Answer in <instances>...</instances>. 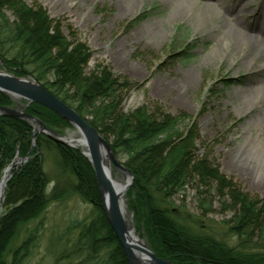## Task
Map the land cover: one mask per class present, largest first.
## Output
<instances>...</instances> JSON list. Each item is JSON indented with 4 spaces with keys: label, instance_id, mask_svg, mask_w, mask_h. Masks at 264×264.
Masks as SVG:
<instances>
[{
    "label": "trees",
    "instance_id": "trees-1",
    "mask_svg": "<svg viewBox=\"0 0 264 264\" xmlns=\"http://www.w3.org/2000/svg\"><path fill=\"white\" fill-rule=\"evenodd\" d=\"M89 57L86 44L75 34H64L38 3L0 0L2 64L12 75L29 77L47 89L109 142L133 176L127 195L135 229L155 255L173 264H264V198L238 190L215 161L198 155L201 139L184 115L145 104L122 111V101L136 83L106 65L87 73ZM8 104L10 99L0 92V105ZM26 111L49 127H70L38 103H30ZM47 151L60 172L49 189L43 167ZM16 158L25 160L12 168L3 193L0 264H29L47 208L68 196L90 203L93 214L87 222L74 221V237L67 233L52 238L61 244L52 264H128L106 219L93 169L78 148L43 132L32 135L28 122L0 115V177ZM187 186L195 188L200 201L212 192L221 210L231 212L225 225L236 238L233 245L179 220L173 199ZM199 203L210 210L204 200Z\"/></svg>",
    "mask_w": 264,
    "mask_h": 264
},
{
    "label": "rangeland",
    "instance_id": "rangeland-1",
    "mask_svg": "<svg viewBox=\"0 0 264 264\" xmlns=\"http://www.w3.org/2000/svg\"><path fill=\"white\" fill-rule=\"evenodd\" d=\"M23 1L38 3L49 18L61 24L64 34H75L86 44L90 50L87 73L97 65H106L114 74L136 83L123 99L122 111L145 104L152 110L160 107L171 114L184 115L186 122H193L201 139L198 155L206 154L215 161L220 172L232 180L238 190L264 198V58L258 56L251 60L256 47L252 40L234 49L231 44L219 43L211 34V25L198 18L200 12L206 11L203 0H189L194 8L180 13H175L174 7L181 0ZM214 4L221 17L211 19L220 30L232 34L238 26H253L256 29L251 33L255 39L264 40L260 34V30L264 32V0H220ZM236 11L241 17L238 23L232 19ZM228 40L231 38L227 37ZM0 72L12 75L1 60ZM189 72L194 79H182ZM5 95L10 104L0 107L16 109L37 119L26 111L30 103ZM0 115L16 117L1 110ZM16 118L31 125L32 135L41 127L30 118ZM42 124L58 138L79 140L77 129L69 122L70 127L63 129ZM34 142L32 138L31 144ZM24 160L16 158L7 165L0 180L10 168L8 175L11 177L12 168ZM43 167L50 179L49 189L60 175L51 152H46ZM110 169L112 178L121 183L128 180V177L123 178V174L127 176L124 171L112 164ZM193 187L187 186L183 193L174 197L176 216L200 233L233 245L236 238L228 233L225 225L231 212L221 210L220 200L212 192L201 200L210 209L204 211ZM128 189L121 196L125 219L133 233L146 243L135 229ZM92 214V205L75 196L50 203L45 212L42 236L29 264H52L53 252L61 245L52 238L67 233L74 237L78 231L72 226L74 221L87 222Z\"/></svg>",
    "mask_w": 264,
    "mask_h": 264
},
{
    "label": "water",
    "instance_id": "water-1",
    "mask_svg": "<svg viewBox=\"0 0 264 264\" xmlns=\"http://www.w3.org/2000/svg\"><path fill=\"white\" fill-rule=\"evenodd\" d=\"M0 91L9 96L24 99L28 103H38L50 109L77 129L79 140L86 149V152L81 151V153L87 158L93 169L106 219L126 256L128 264H173L167 259L156 256L148 245L134 233L135 237H132L131 232L133 231L129 228L121 213L118 198L132 185L133 176L123 163L117 159L111 150L110 144L102 135L73 108L33 80L0 72ZM0 110L16 117L30 118L41 126L38 132H43L55 141L76 148L70 143L71 140L66 141L49 133L46 127L33 117L16 109L0 107ZM103 160H108V165L104 166ZM110 164L118 170L124 171L128 177L122 187H117V189H114L109 181ZM9 177L10 175H8L7 180ZM146 259L150 262H145Z\"/></svg>",
    "mask_w": 264,
    "mask_h": 264
},
{
    "label": "bare ground",
    "instance_id": "bare-ground-1",
    "mask_svg": "<svg viewBox=\"0 0 264 264\" xmlns=\"http://www.w3.org/2000/svg\"><path fill=\"white\" fill-rule=\"evenodd\" d=\"M126 2H131V1H134V0H125ZM220 0H203L204 2V5H203V8L206 10V11H202L200 12L198 18H200L203 22L207 23V24H210V31L212 32L211 34H213V36L216 37L217 41L221 44H231V47L232 49L234 48H238V45L241 44V43H244V42H247V40H252V42H254V53L252 54V57H251V60L254 61L256 58H258V56H261L264 58V40L261 39L260 41L257 39H255V37L252 35L251 32L255 31V27L253 26H238V30H233L232 31V34L229 33V32H225L223 30H220L218 27V25L212 20L213 18L216 19V18H220L221 16H219L216 12V6L214 3H217L219 2ZM175 10L174 12L175 13H180V12H188L190 10H192L194 8L193 4L191 2H189V0H181V1H178V3L175 4ZM227 13V12H225ZM212 18V19H211ZM240 13L239 11H236L234 12L233 16H232V19H234L236 23L240 22ZM263 30V29H262ZM260 30V34L262 37H264V32ZM227 37H230L231 40H227ZM230 41V43H229ZM251 62V61H250ZM250 62H247V65L250 64ZM193 73L191 74L190 72L188 74H186L182 79H194L193 78ZM264 79V78H263ZM70 143L79 148L80 150H82L83 152H86V149L84 147V145L82 144V142L78 139H72L70 141ZM106 158V156H105ZM103 164L104 166L108 165V160H103ZM11 169V168H10ZM10 169H8L5 174L3 175L1 181H0V201H1V197H2V193H3V187H4V184L7 180V177H8V174H9V171ZM111 169L109 168V171ZM123 178L126 180L127 179V176L125 174H123ZM109 181H110V184L111 186H113V188L117 189V187H122V185L125 183V181L123 183H121L119 180L117 179H114L112 178L111 176V171H110V176H109ZM118 202H119V206H120V209H121V213L125 219V209H124V206H123V201L121 200V196L118 198ZM126 220V219H125ZM128 221V220H127ZM126 221V222H127ZM128 224V222H127ZM129 226V224H128ZM131 235L132 237H135V235L133 234V232H131ZM148 261V259L145 260V262ZM150 262V261H148Z\"/></svg>",
    "mask_w": 264,
    "mask_h": 264
}]
</instances>
